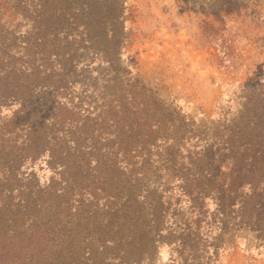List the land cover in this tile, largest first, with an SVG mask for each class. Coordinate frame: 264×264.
Returning a JSON list of instances; mask_svg holds the SVG:
<instances>
[{
	"label": "rangeland",
	"instance_id": "rangeland-1",
	"mask_svg": "<svg viewBox=\"0 0 264 264\" xmlns=\"http://www.w3.org/2000/svg\"><path fill=\"white\" fill-rule=\"evenodd\" d=\"M129 2L133 31L124 61L130 62L129 76L134 74L139 86L163 105H155L158 113L165 112V133L154 137L160 146L129 140L130 147L123 149L119 142L112 150L118 154L121 180L103 192L91 184L73 194L62 190L57 205L39 193L51 175L44 159L37 165L36 160L22 161L13 181L1 174L0 201L8 204L0 264H194L199 259L207 264L205 251H179L176 236L136 260L127 252L142 231L149 230L151 206L159 200L167 205L169 196L183 191L186 180L199 174L203 162L197 153L205 147V132L210 142L221 141L233 122L251 117L248 109L264 103V0ZM37 4L0 0V38L7 35L9 45L32 49L28 41L37 37ZM252 11L263 17L253 19L247 15ZM33 46L38 52L36 41ZM97 76L91 79L86 72L71 85L73 91L86 87L78 118L93 109L95 99H104V84ZM37 94L35 90V101ZM47 102L42 97L35 103L36 117L52 113ZM24 109L23 125L31 112L30 106ZM22 123L18 129L26 133ZM123 124L120 121L119 129ZM18 129L15 135L25 139ZM186 215L183 210L178 219L184 222ZM209 264H264V253L237 245Z\"/></svg>",
	"mask_w": 264,
	"mask_h": 264
},
{
	"label": "trees",
	"instance_id": "trees-1",
	"mask_svg": "<svg viewBox=\"0 0 264 264\" xmlns=\"http://www.w3.org/2000/svg\"><path fill=\"white\" fill-rule=\"evenodd\" d=\"M247 15L263 17L258 11ZM129 17V0H38L37 37L28 41L32 49L9 45L7 35L0 38L6 46L0 48V175L13 181L22 161L36 160L37 165L44 159L51 175L39 193L57 205L62 190L73 194L91 184L103 192L121 180L118 154L112 150L119 142L123 149L130 147L129 140L160 146L154 137L165 133V112L158 113L155 105L160 101L139 86L134 74L129 76L130 62L124 61L132 40ZM1 18L0 10V23ZM35 41L38 52L33 50ZM86 72L91 79L97 73L104 99H95L93 109L78 118L86 87L73 91L71 85ZM42 97L53 108L45 118L33 111ZM29 106L30 119L23 125ZM248 112L252 116L233 122L221 141L210 142L205 132V147L197 146L203 162L199 174L169 196L167 205L159 200L151 206L149 230L135 239L127 252L130 259L148 250L155 253L172 236L179 251H205L207 264L237 245L264 253V103ZM20 123L26 133L18 129ZM16 129L25 139L15 135ZM7 204L0 201V235ZM183 210L184 222L178 219Z\"/></svg>",
	"mask_w": 264,
	"mask_h": 264
}]
</instances>
